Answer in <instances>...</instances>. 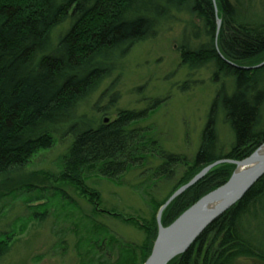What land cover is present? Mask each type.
<instances>
[{
    "label": "trees",
    "instance_id": "1",
    "mask_svg": "<svg viewBox=\"0 0 264 264\" xmlns=\"http://www.w3.org/2000/svg\"><path fill=\"white\" fill-rule=\"evenodd\" d=\"M177 14L188 19L181 62L189 71L210 68L214 82L220 81L191 160L165 152L148 129L139 127L146 111L122 110L106 123L85 126L78 116L116 69L114 56L121 61ZM65 23L53 40L52 32ZM263 55L264 0H0V188L10 196L18 185L25 189L40 182L26 168L38 154L68 140L57 161L58 180L73 185L91 207L87 224L62 214L75 237L79 264H143L157 234L156 219L145 226L130 221L146 234L140 246L120 240L99 222L110 214L100 210L99 196L86 182L100 177L120 184L145 166L159 182L182 168L176 191L214 162L248 157L264 142V65L246 71L228 63L239 67ZM219 119L232 137L225 155ZM151 159L160 161L152 169ZM233 170L231 164L213 167L168 205L162 226L225 183ZM166 201L154 203V212ZM5 238L0 236V257L9 244L10 236ZM168 264H264V176Z\"/></svg>",
    "mask_w": 264,
    "mask_h": 264
},
{
    "label": "rangeland",
    "instance_id": "2",
    "mask_svg": "<svg viewBox=\"0 0 264 264\" xmlns=\"http://www.w3.org/2000/svg\"><path fill=\"white\" fill-rule=\"evenodd\" d=\"M186 21L187 16L174 15L159 27L154 38L135 44L121 61L114 56L116 69L78 110L84 126L112 120L122 110L146 111L139 127L148 129V136L165 152L188 160L193 158L220 81L214 82L210 68L189 71L181 62L180 45ZM66 26L67 23L57 27L52 39ZM262 60L264 55L239 67L258 66ZM156 101L157 106L151 108ZM262 120L264 126V104ZM217 131L225 155L232 137L220 119ZM68 144V140L56 143L31 161L25 172L40 181L34 182V186L30 183L23 189L18 185L10 196L6 189L0 188V236L6 235L8 240L10 236L0 264H79L75 237L67 231L71 226L62 214L73 215L87 224L84 217L90 215L91 207L73 185L58 180L57 161ZM159 162L151 159L148 166L152 169ZM146 168L132 170L120 184L100 177L86 182L98 194L100 210L110 214L99 218V222L117 238L135 246L144 243L146 234L130 221L150 225L159 210L154 212V203L168 200L183 173L180 168L173 177L157 182L145 172ZM82 228L79 224V229Z\"/></svg>",
    "mask_w": 264,
    "mask_h": 264
},
{
    "label": "water",
    "instance_id": "3",
    "mask_svg": "<svg viewBox=\"0 0 264 264\" xmlns=\"http://www.w3.org/2000/svg\"><path fill=\"white\" fill-rule=\"evenodd\" d=\"M220 24V20L216 18L217 31ZM228 64L248 71L262 67L264 62L250 68ZM220 164L234 165V170L227 181L198 199L170 225L163 227L161 216L168 205L202 179L213 167ZM262 176H264V142L241 161L220 160L201 170L189 182L178 188L159 208L156 215L157 234L150 254L143 264H168L176 257L184 254L195 243L201 233L239 202Z\"/></svg>",
    "mask_w": 264,
    "mask_h": 264
}]
</instances>
